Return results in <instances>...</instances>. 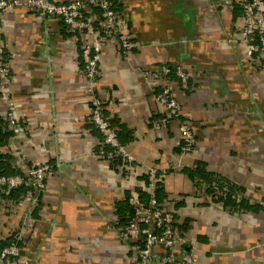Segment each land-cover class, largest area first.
I'll list each match as a JSON object with an SVG mask.
<instances>
[{
    "label": "crops",
    "instance_id": "1",
    "mask_svg": "<svg viewBox=\"0 0 264 264\" xmlns=\"http://www.w3.org/2000/svg\"><path fill=\"white\" fill-rule=\"evenodd\" d=\"M241 1L111 0L133 47L124 57L116 39L104 42L94 93L135 160L129 170L95 153L101 136L89 120L91 94L78 72L80 45L92 37L24 6L0 12L8 90L24 127L5 139L3 161L21 171L40 162L51 167L30 211L22 199L0 196V239L27 222L24 264H136L133 244L117 230L122 201L145 186L150 167L164 172L159 203L174 213L185 239L196 242L197 264H264V210L214 202L202 178L193 177L202 167L241 187L248 201L264 199V72L239 39ZM83 13L101 21L92 7ZM162 64L181 67L189 89L171 81L181 115L155 128L164 111L154 98L160 80L145 71ZM4 103L0 92V113ZM180 121L193 130V150L185 156L178 153ZM175 251L188 247L181 242Z\"/></svg>",
    "mask_w": 264,
    "mask_h": 264
},
{
    "label": "built area",
    "instance_id": "2",
    "mask_svg": "<svg viewBox=\"0 0 264 264\" xmlns=\"http://www.w3.org/2000/svg\"><path fill=\"white\" fill-rule=\"evenodd\" d=\"M233 0H221L224 4H232ZM16 6L34 10L39 16H54L59 18L71 32H82L92 37V41L82 42L80 52L82 64L79 67L87 82V91L90 95L89 120L101 134V146L96 150L98 158L114 160L120 159L126 170L135 165V160L118 139L117 131L103 113V102L94 93L97 81L101 76L100 58L101 48L106 40L116 39L120 44L121 54L127 57L133 47L130 34L121 31V22L110 0H74L68 3H59L54 0H0V12H7ZM97 7L100 10V22L93 21L83 13L86 7ZM242 25L239 39L249 52H256L259 68L264 72V0L241 1ZM97 22V23H95ZM170 67L162 64L146 73L159 78L160 90L154 93L155 100L163 107V114L153 126L165 127L181 115V104L175 98L171 80L168 77ZM175 75L178 84L184 90L189 89L188 75L179 66H175ZM10 70L5 58L4 45L0 42V92L5 101L4 111L0 113L1 133L9 131L22 133L23 125L17 116V106L10 98L9 84ZM180 140L178 153L185 156L193 150V130L184 121L178 124ZM1 154V148H0ZM51 173V167L44 162L26 167L22 175H5L0 173V188L27 187L19 201L28 203V211L39 202L41 193L46 187V178ZM146 192L147 202L138 197V193L128 197L133 208V214L126 224L117 232L120 240L133 244L136 253V264H197V257L193 252L195 241L186 240L178 226L174 213L164 210L156 198V189L164 172L150 167L147 172ZM264 208L263 199L256 201ZM27 223L24 220L23 225ZM22 227L15 232L14 239L0 249V264H24L26 260L21 256L18 241L22 239ZM183 242L188 251L177 255L176 245Z\"/></svg>",
    "mask_w": 264,
    "mask_h": 264
},
{
    "label": "trees",
    "instance_id": "3",
    "mask_svg": "<svg viewBox=\"0 0 264 264\" xmlns=\"http://www.w3.org/2000/svg\"><path fill=\"white\" fill-rule=\"evenodd\" d=\"M92 8L98 10L99 14L101 13L97 7L93 6ZM239 12L241 13V7H239ZM95 23H97V22H95ZM167 65H169V64H167ZM169 67H170L171 71H170V74L168 77L170 78L171 81L173 79H175V81L178 82V78L174 73L175 72V66L169 65ZM159 90H160V88H158L155 92H158ZM109 122L112 124V122L110 120H109ZM8 135H10V132L5 131V132L1 133V137H0V148H1L0 173L5 174V175H22L24 173V171H21L18 168L13 167L12 165L6 164L3 161L4 157L2 155V145L4 144V141ZM117 135H118V139H119L120 143L125 146L124 142L121 141L118 132H117ZM100 136H101V134H100ZM178 150H179V148H178ZM112 162L119 164L122 161L120 159H114V160H112ZM122 164H123V162H122ZM196 175L199 176L200 179L202 178L201 181H202L203 187L202 186L201 187L205 189L206 193L210 195L209 197L214 202L221 203L223 206H225V207L227 206V207H230L232 209L235 207L239 208L241 205H243L244 207L253 206V207L259 208L261 210H264V208L262 207L261 204H259L257 202L248 201V199L244 196V190L241 187H238L237 185L231 183L229 180H227L223 176L206 172L204 170V168H202V167H198L197 169L193 170V177ZM146 182H147V174L145 177V186H143L141 189L135 190L138 193V197L143 202H147V199H148V194L146 192ZM160 186L161 185L159 183L157 186V189H156V198L158 201L160 198L159 197V192L161 189ZM27 191H28V189L25 186H19V187H15V188L3 187V188H0V196L7 197L11 200L18 202L20 200V198H22L24 193H26ZM129 196H130V193H128L126 195L125 199L122 201L123 205H121L122 226L124 224H126L129 217L132 216V214H133V208L128 202ZM263 201H264V199H263ZM249 202L252 204H250ZM14 236H15V232H11L4 239H0V249L3 248L4 246H6L11 240H13ZM17 243L19 246L21 245V241H18Z\"/></svg>",
    "mask_w": 264,
    "mask_h": 264
},
{
    "label": "rangeland",
    "instance_id": "4",
    "mask_svg": "<svg viewBox=\"0 0 264 264\" xmlns=\"http://www.w3.org/2000/svg\"><path fill=\"white\" fill-rule=\"evenodd\" d=\"M10 98H11V97H10ZM11 99H12V98H11ZM12 100H13V99H12ZM0 204H1V203H0ZM17 227H22V228L25 229V228L27 227V223H25L24 225H23V223H22L21 226H17ZM13 231H17V229H13ZM9 234H10V233H9ZM9 234H8V235H9ZM6 235H7V234H6ZM6 235H5V236H6ZM5 236H4V237H5ZM21 236H23V232H22V235H21ZM22 239H23V238H22Z\"/></svg>",
    "mask_w": 264,
    "mask_h": 264
}]
</instances>
